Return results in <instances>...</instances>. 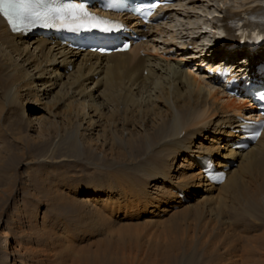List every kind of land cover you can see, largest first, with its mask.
<instances>
[{
	"label": "bare ground",
	"instance_id": "6f19581e",
	"mask_svg": "<svg viewBox=\"0 0 264 264\" xmlns=\"http://www.w3.org/2000/svg\"><path fill=\"white\" fill-rule=\"evenodd\" d=\"M220 14L264 20V0ZM123 20L145 41L99 56L12 35L0 18V209L20 211L24 199L36 207L26 231L2 233L13 242L2 260L264 264V128L253 145L235 149L236 117L255 110L216 86L217 70L236 54L205 50L194 22L163 39L166 19L144 29ZM242 55L226 71L257 77L248 67L264 52ZM202 159L224 171L221 184L203 177Z\"/></svg>",
	"mask_w": 264,
	"mask_h": 264
},
{
	"label": "rangeland",
	"instance_id": "374dc122",
	"mask_svg": "<svg viewBox=\"0 0 264 264\" xmlns=\"http://www.w3.org/2000/svg\"><path fill=\"white\" fill-rule=\"evenodd\" d=\"M236 4H244V0H175L173 2V5H175V7H173L174 8L173 12L170 14L168 12L167 14V17H170V20L166 18V21H167L166 25L162 26L164 30H166V35L163 37V39H170L171 36H173V34L179 35V34L186 33L187 25H188L187 23L189 21L194 22L195 24H198L202 28H207L210 19L216 15H219L221 9L232 10L236 6ZM185 15L187 17H185ZM156 41H157V48H158L157 53L161 54L162 53L161 50L163 51L165 46L162 43V40H160L159 38H156ZM175 42L178 45H181V44L187 45L189 43V40H182V41L176 40ZM188 50L190 52L188 51L189 54L185 55V59L187 57L186 62H190L189 58H192L195 55L193 54L194 48H192V46H188ZM193 66L194 65L191 66L192 67L191 70L194 73ZM243 112L247 113L248 111L244 109ZM20 170H23V169H20ZM22 176L28 182V177H25L26 175H24L23 172H22ZM20 200L21 199H17L18 202L15 203L17 204L16 206H20L22 204ZM23 205L25 208H23L20 211H16L14 209L13 204H12L13 208L10 207L8 209H5L4 211L0 209V243H1L0 244V264H15L13 262L11 263V262H6L2 260L1 255H3L4 252L8 251L11 248V246L13 245V242L12 243L10 242V246H7L6 244H4L1 236L3 232L5 234L11 235V233L13 232V230L11 229H14L15 231L18 225H20L26 231L27 220H29L31 211L35 210L36 207L34 206L35 203L30 204V202L27 199L23 200ZM25 209H27V211Z\"/></svg>",
	"mask_w": 264,
	"mask_h": 264
},
{
	"label": "snow or ice",
	"instance_id": "6c2138e0",
	"mask_svg": "<svg viewBox=\"0 0 264 264\" xmlns=\"http://www.w3.org/2000/svg\"><path fill=\"white\" fill-rule=\"evenodd\" d=\"M0 16L5 18L10 26L37 21H59L66 19L86 18L85 27H98L97 18L86 13L82 7L53 6L50 0H0ZM97 21V22H94Z\"/></svg>",
	"mask_w": 264,
	"mask_h": 264
}]
</instances>
